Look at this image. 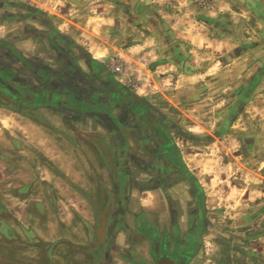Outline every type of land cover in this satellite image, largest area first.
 Returning a JSON list of instances; mask_svg holds the SVG:
<instances>
[{"label":"rangeland","instance_id":"rangeland-1","mask_svg":"<svg viewBox=\"0 0 264 264\" xmlns=\"http://www.w3.org/2000/svg\"><path fill=\"white\" fill-rule=\"evenodd\" d=\"M28 1L50 13L78 58L88 51L170 124L202 185L203 256L264 264V0ZM4 182L13 195L0 196V259L81 255L23 228L21 187Z\"/></svg>","mask_w":264,"mask_h":264},{"label":"crops","instance_id":"crops-1","mask_svg":"<svg viewBox=\"0 0 264 264\" xmlns=\"http://www.w3.org/2000/svg\"><path fill=\"white\" fill-rule=\"evenodd\" d=\"M22 5L42 13L48 27L66 37L50 13L35 2L0 0V74L6 78L0 79V196L13 195L5 180L13 179L21 187L22 227L31 228L40 243L82 249L81 255L77 252L71 258L72 252L63 258L68 264H214L203 256L204 232L195 239L191 236L196 221L188 225L186 214L194 207L192 185L200 190L206 210L204 193L177 143L172 138L179 156L168 161L145 155L128 140L129 154L162 169L143 172L130 160L124 163L100 127L96 118L102 108H92L96 112L90 117L76 111L85 110L89 97L79 94L77 104L71 97L38 89L34 77L25 79L22 54L41 57L48 49L42 37L47 31L38 18L23 15ZM70 49L88 78L73 80L75 86H104L110 95L117 86L125 88L88 51L78 58ZM91 61L97 64L95 70L107 73L108 82L100 83L89 73ZM25 85L32 94L25 92ZM42 91L44 97L35 95ZM97 98L105 97L98 93ZM116 111L108 113L117 116ZM1 202L7 207L5 200Z\"/></svg>","mask_w":264,"mask_h":264},{"label":"flooded vegetation","instance_id":"flooded-vegetation-1","mask_svg":"<svg viewBox=\"0 0 264 264\" xmlns=\"http://www.w3.org/2000/svg\"><path fill=\"white\" fill-rule=\"evenodd\" d=\"M22 8L26 12H29L30 17L38 18V24L42 25L47 31L46 35L43 34L42 37L48 49L47 53H41V57L22 54V75L34 77L38 82V89H49V92L53 96L71 97L72 100H76L77 104L80 102L79 94L89 97L88 101L84 104L85 110H76L79 114H86V116L89 115L90 117L91 113L96 112L92 108L95 106L102 108L101 117L96 119H98L100 127L105 134L110 138L111 143L119 150L120 158L124 160V163L130 160L141 171L146 173L162 171L158 166L140 163V160L129 154L127 149L128 140L138 145L141 152L149 157L155 159L165 158L168 161L177 159L179 153L170 135V124L166 123L148 102L132 96L130 91L125 88H119L118 86L115 88V93L113 91L111 95L107 89L105 90L104 86L99 87L92 83H88L84 88L75 86L73 80H78V83H80L82 80L87 82L88 78L76 66V59L70 49L71 45L69 42L61 35L56 34L50 26L48 27L45 23L46 21L41 18V16H44L42 13L29 7H24V5H22ZM56 41L59 43V46L55 45ZM2 45L3 42L0 43V46ZM4 47L15 52L11 46L4 45ZM50 63L55 68H51L49 66ZM96 66L97 64L95 62H89L87 66L89 73L100 83L108 82V78H106L107 73L95 70ZM24 78L26 79V76ZM0 79L5 80L6 78L0 74ZM25 90V92L32 94V90L27 85H25ZM22 92L23 94L25 93L24 91ZM98 93H103L105 98H97ZM44 94L45 91L35 93V95H39L41 98L44 97ZM61 105L63 104L60 103L59 106ZM113 110H117V116L109 114ZM156 184L159 188H162L161 183L156 182ZM192 186L190 198L194 203V207L192 208L193 211L187 212L186 216L188 225H191L194 219L196 221V229L193 230V235H191L195 239L198 238L199 233L204 232V224L206 221L204 218V209L200 203V190L198 187Z\"/></svg>","mask_w":264,"mask_h":264},{"label":"trees","instance_id":"trees-1","mask_svg":"<svg viewBox=\"0 0 264 264\" xmlns=\"http://www.w3.org/2000/svg\"><path fill=\"white\" fill-rule=\"evenodd\" d=\"M17 258H19L20 259V263L22 264V257H18V256H13V261H15ZM0 261L1 262H5V260L4 259H0ZM7 261V260H6ZM13 261H11L12 263L11 264H15Z\"/></svg>","mask_w":264,"mask_h":264}]
</instances>
